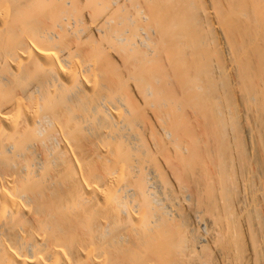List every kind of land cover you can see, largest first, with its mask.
Listing matches in <instances>:
<instances>
[{
	"label": "bare ground",
	"instance_id": "obj_1",
	"mask_svg": "<svg viewBox=\"0 0 264 264\" xmlns=\"http://www.w3.org/2000/svg\"><path fill=\"white\" fill-rule=\"evenodd\" d=\"M0 264H264V0H0Z\"/></svg>",
	"mask_w": 264,
	"mask_h": 264
}]
</instances>
